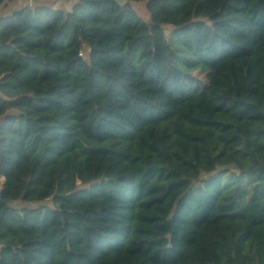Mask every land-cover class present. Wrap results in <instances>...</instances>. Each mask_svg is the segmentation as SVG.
I'll list each match as a JSON object with an SVG mask.
<instances>
[{
    "label": "trees",
    "instance_id": "obj_1",
    "mask_svg": "<svg viewBox=\"0 0 264 264\" xmlns=\"http://www.w3.org/2000/svg\"><path fill=\"white\" fill-rule=\"evenodd\" d=\"M140 2L0 17V264H264V0Z\"/></svg>",
    "mask_w": 264,
    "mask_h": 264
},
{
    "label": "rangeland",
    "instance_id": "obj_2",
    "mask_svg": "<svg viewBox=\"0 0 264 264\" xmlns=\"http://www.w3.org/2000/svg\"><path fill=\"white\" fill-rule=\"evenodd\" d=\"M145 1L137 4V9L139 11V15L145 21H149V16L147 9L145 7ZM56 3H50L60 6H65L67 4L65 0H56ZM171 48H172V55L175 60L176 66L183 71L186 81L190 86V91L193 94H199L203 91V84H204V72L206 71V67L195 60L193 56L189 53V51L184 48L182 45L178 44L175 39H171ZM5 178L0 177V189L3 186ZM28 206H35V205H28Z\"/></svg>",
    "mask_w": 264,
    "mask_h": 264
},
{
    "label": "crops",
    "instance_id": "obj_3",
    "mask_svg": "<svg viewBox=\"0 0 264 264\" xmlns=\"http://www.w3.org/2000/svg\"><path fill=\"white\" fill-rule=\"evenodd\" d=\"M56 0H4V2L0 5V17L7 16L14 12L15 10H18L22 7L31 6H51L55 9H64V10H71L73 5L76 3L77 0H65L67 4L65 6H60L50 3H56Z\"/></svg>",
    "mask_w": 264,
    "mask_h": 264
},
{
    "label": "water",
    "instance_id": "obj_4",
    "mask_svg": "<svg viewBox=\"0 0 264 264\" xmlns=\"http://www.w3.org/2000/svg\"><path fill=\"white\" fill-rule=\"evenodd\" d=\"M116 2H118L120 5H124L127 0H115ZM2 192V189H0V193Z\"/></svg>",
    "mask_w": 264,
    "mask_h": 264
}]
</instances>
